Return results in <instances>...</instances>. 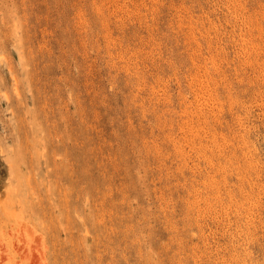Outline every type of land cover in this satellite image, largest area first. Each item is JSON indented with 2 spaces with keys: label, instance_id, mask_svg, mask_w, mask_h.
Wrapping results in <instances>:
<instances>
[{
  "label": "rangeland",
  "instance_id": "obj_1",
  "mask_svg": "<svg viewBox=\"0 0 264 264\" xmlns=\"http://www.w3.org/2000/svg\"><path fill=\"white\" fill-rule=\"evenodd\" d=\"M0 264H264V0H0Z\"/></svg>",
  "mask_w": 264,
  "mask_h": 264
}]
</instances>
